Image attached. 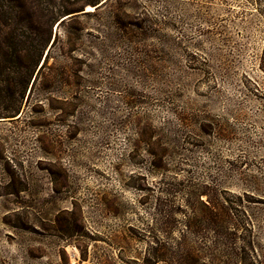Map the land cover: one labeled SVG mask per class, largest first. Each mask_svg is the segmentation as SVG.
I'll return each instance as SVG.
<instances>
[{
	"label": "rangeland",
	"instance_id": "1",
	"mask_svg": "<svg viewBox=\"0 0 264 264\" xmlns=\"http://www.w3.org/2000/svg\"><path fill=\"white\" fill-rule=\"evenodd\" d=\"M263 46L248 0H0V264H264Z\"/></svg>",
	"mask_w": 264,
	"mask_h": 264
},
{
	"label": "trees",
	"instance_id": "2",
	"mask_svg": "<svg viewBox=\"0 0 264 264\" xmlns=\"http://www.w3.org/2000/svg\"><path fill=\"white\" fill-rule=\"evenodd\" d=\"M248 1L250 3H252L253 5H255L259 9L261 15L264 16V11L261 10V8L264 9V0H248ZM47 42H48V39L42 40V44H40V45H42L44 48V46L46 45ZM259 67H260L261 71L264 73V46H263L261 57H260V66ZM229 239L231 241V238H229Z\"/></svg>",
	"mask_w": 264,
	"mask_h": 264
},
{
	"label": "water",
	"instance_id": "3",
	"mask_svg": "<svg viewBox=\"0 0 264 264\" xmlns=\"http://www.w3.org/2000/svg\"><path fill=\"white\" fill-rule=\"evenodd\" d=\"M101 4H98V5H96L95 6V8H97V7H99ZM77 13H75V14H67V15H64L62 18V20H61V22L62 21H64L65 19H68V18H70V17H72L73 15H76Z\"/></svg>",
	"mask_w": 264,
	"mask_h": 264
},
{
	"label": "bare ground",
	"instance_id": "4",
	"mask_svg": "<svg viewBox=\"0 0 264 264\" xmlns=\"http://www.w3.org/2000/svg\"><path fill=\"white\" fill-rule=\"evenodd\" d=\"M87 9H91V10H92V8H91V7H87Z\"/></svg>",
	"mask_w": 264,
	"mask_h": 264
}]
</instances>
